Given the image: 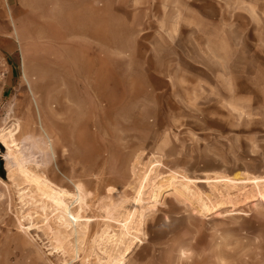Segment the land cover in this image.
Instances as JSON below:
<instances>
[{"label":"rangeland","instance_id":"374dc122","mask_svg":"<svg viewBox=\"0 0 264 264\" xmlns=\"http://www.w3.org/2000/svg\"><path fill=\"white\" fill-rule=\"evenodd\" d=\"M10 5L21 48L13 72L0 48V264H264V183L250 182L264 178L262 98L214 95L224 82L194 62L200 28L240 18L210 0Z\"/></svg>","mask_w":264,"mask_h":264},{"label":"crops","instance_id":"0c3cea01","mask_svg":"<svg viewBox=\"0 0 264 264\" xmlns=\"http://www.w3.org/2000/svg\"><path fill=\"white\" fill-rule=\"evenodd\" d=\"M210 1L216 2L220 8L216 18L239 17L240 23L221 24L218 19H211L207 28L199 29L203 39L200 37L195 47L208 50L203 56L200 53L198 59L194 57L199 75H208L210 80L224 82L215 88L214 95L229 97L239 94L242 104L246 98L247 106L250 96L262 98V101L258 100L254 104L259 105L258 112L264 113V0H235L237 4H234V0ZM238 7L239 10L232 12ZM14 10L10 0H0V48L7 51L5 61L11 72L14 69L8 60L20 53L17 43L21 48ZM209 16L213 18L211 13ZM194 91L197 96L205 95L201 87H195Z\"/></svg>","mask_w":264,"mask_h":264},{"label":"bare ground","instance_id":"6f19581e","mask_svg":"<svg viewBox=\"0 0 264 264\" xmlns=\"http://www.w3.org/2000/svg\"><path fill=\"white\" fill-rule=\"evenodd\" d=\"M24 62V61H23ZM27 68H28V64H27V62L25 61L24 63H23V74H22V78L24 79V81L26 82V84L28 85V88H29V90H30V93H31V95L33 96V105H34V107L36 108V107H38V105H39V101L37 100V98L38 97H36V93L34 92V89H33V86L35 85V83H33V82H31V80H30V78L28 77V73H27ZM12 127V126H11ZM10 127V128H11ZM42 130H44V128L42 127ZM18 131H20L19 130V128L18 129H16V130H14V129H9L8 130V132H7V134H8V136L12 139V141L10 142V143H6V145H7V147H8V149H9V151L11 150L12 151V148L14 147V146H16L15 145V141L13 140V138L15 137V135L18 133ZM45 135L47 136V138H48V135H47V133H45ZM28 138H31V136H29ZM49 143H51V141H48ZM48 146L50 147L51 146V144H48ZM23 163H21V165H22ZM229 180V179H228ZM227 180V181H228ZM212 181H214V179L213 180H211V182ZM230 182H233V183H242V182H246V181H242V180H229ZM192 183H204V182H206V180H197V181H191ZM252 184H256V185H258L259 183H264V178H259V179H253V180H251L250 181ZM263 203H264V193H262L261 194V196H260V198H259ZM57 203V205L59 204L58 202H56ZM63 215L65 216L66 215V217L67 218H70V219H72L74 222H80V219H81V217H79V216H73L71 213H69L68 212V209H64V212H63ZM135 238H137V237H135ZM134 243H135V241H134ZM126 254H129V250L126 252ZM125 254V255H126Z\"/></svg>","mask_w":264,"mask_h":264}]
</instances>
